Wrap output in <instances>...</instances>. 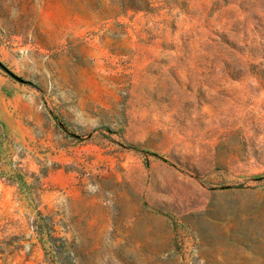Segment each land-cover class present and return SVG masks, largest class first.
Segmentation results:
<instances>
[{"label": "rangeland", "instance_id": "rangeland-1", "mask_svg": "<svg viewBox=\"0 0 264 264\" xmlns=\"http://www.w3.org/2000/svg\"><path fill=\"white\" fill-rule=\"evenodd\" d=\"M0 264H264V0H0Z\"/></svg>", "mask_w": 264, "mask_h": 264}]
</instances>
